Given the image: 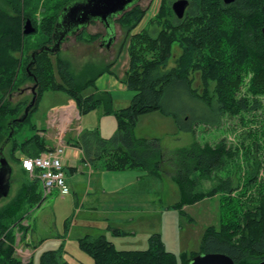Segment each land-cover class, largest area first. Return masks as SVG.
I'll return each instance as SVG.
<instances>
[{"label":"trees","instance_id":"obj_1","mask_svg":"<svg viewBox=\"0 0 264 264\" xmlns=\"http://www.w3.org/2000/svg\"><path fill=\"white\" fill-rule=\"evenodd\" d=\"M70 1L72 0H67L63 6ZM171 2L172 0H162L159 13L140 31L130 36L127 45L129 65L126 82L135 91L132 102L128 107L115 112L118 130L112 138L107 140L91 137L102 146L100 156L104 158L106 168L143 167L151 172H158L163 168L161 164L166 158H163L164 151L159 141L156 138H136L133 129L141 114L154 110L166 112L165 99L179 88L190 99H197L204 104L208 115L203 120L210 123L219 122L227 91L239 87L241 76L245 72L252 74L250 93L264 92V34L261 31L264 22L261 6L264 0H234L228 4L223 0H190L182 18L174 16ZM4 3L10 5L11 2L0 0V148L11 141L12 156L16 149L27 151L26 156H37L45 148V142L34 133L31 114L36 110L44 91H65L76 99L83 111L106 104V111L111 112L108 94L81 95V90L93 83L95 76L104 70L95 66L87 67L76 76L67 63L59 61L57 74L60 81H57L49 58L51 53L40 51L29 68L30 72L26 66L31 54L25 67L19 71L20 66L26 62L21 63L25 36L22 25L30 17L22 15L20 8H14L17 9L14 15L4 7ZM58 14L44 20L48 31L47 42L52 39L49 34L54 30ZM143 15L144 11L132 5L128 11L118 16L117 22L127 28L128 34ZM79 34L83 32L80 31L77 35ZM94 37L96 35L83 39L93 40ZM175 43L180 46L181 53L175 60L176 65L166 68ZM42 44H47L46 40L36 48ZM32 74L37 80L35 103L26 118L19 122L16 118L23 113L27 103L21 100L12 104L9 95L20 82L31 80L34 83ZM234 103L233 101L232 105ZM237 103L241 104V108L245 106L243 98ZM192 112V109H187L184 112L187 117H178L180 122L187 123L190 131L193 130L191 123L196 120L192 119ZM11 129L12 135L8 139ZM20 134L23 137L19 140ZM84 136L86 135L83 134L82 137ZM33 150L34 153H31ZM236 155V149L225 138L213 144L194 141L189 146L174 151L173 157H169L168 161L166 159V172L178 184L181 193L180 200L174 207L181 208L220 192V225L218 228H206L202 244L207 249L206 252L226 253L235 264H258L264 260V194L261 198H251L248 204L237 211L234 206L236 197L233 198L234 195L231 194L239 186L236 171L234 174L226 172L225 177L216 174L218 177L215 187L208 191L198 190L200 181L207 180L212 177L213 172L215 174L222 170L228 160ZM254 162L256 166H251L247 171L250 180L255 179L260 163L256 158ZM235 174L237 180L233 178ZM30 182L0 212V264H29L30 260L23 262L13 255L14 233L10 228L20 225L17 220L23 214L25 203L32 207L44 198L38 180L32 179ZM152 237L146 249H116L102 235L93 238L84 236L80 239V246L93 258L92 264H178L174 254L166 250L157 237ZM198 253L185 255L181 264H188ZM60 258L59 252L46 250L41 253L39 264H70Z\"/></svg>","mask_w":264,"mask_h":264},{"label":"rangeland","instance_id":"obj_2","mask_svg":"<svg viewBox=\"0 0 264 264\" xmlns=\"http://www.w3.org/2000/svg\"><path fill=\"white\" fill-rule=\"evenodd\" d=\"M8 1L11 4L4 3V7L6 6L10 10L9 12L16 15L17 9L14 8H20L21 14L28 15L32 25L34 28L36 27V32L23 36L21 63L26 62L20 66L19 71H21V68L25 67L28 62L31 52L39 43H43L45 40L47 44L51 42H47L48 31L45 28L44 20L50 16L55 17L67 0ZM255 1L258 2V0ZM161 2L162 0H138L133 6L144 11V15L128 34L127 28L117 22V18H119L117 17L114 21V39L109 48L100 44L101 35L105 31V27L100 21L92 22L82 28L83 34H79L81 37L77 35L78 33L66 35L56 51L57 53L49 54L56 80L60 81L57 74L59 61L67 63L70 71L78 76L87 67L95 66L98 69H104L108 63L117 57L112 64V69L118 76L124 74L128 66L127 49L124 46L127 47L131 34L140 31L149 20L159 13ZM90 35H96V37L93 40H85ZM83 37L85 38L83 39ZM123 47L124 49H122ZM118 50L121 51L116 55ZM180 53V46L177 43L173 44L172 56L166 68H172L176 65L175 60ZM241 77L239 87L227 91V98L218 123L215 121L205 122L203 119L208 114L204 110V104L197 99H190L185 91H179V88L173 91V95L165 99L164 108L166 112L154 110L141 114L134 128L136 136L157 137L162 145L169 148H171L170 145L174 144L187 147L194 141L202 144L205 142L213 144L225 138L228 144L236 149L237 155L232 160H228L222 170L216 171L215 174L213 172L212 177L200 181L198 190L208 191L215 187L218 177L215 176L216 174L219 177H225L226 172L234 174L236 171L239 176V186L231 194L234 195L233 198L236 197L234 206L237 211L248 204L251 198H261L264 194V92L250 93L249 85L252 74L249 71ZM32 85L31 80L20 82L9 95L11 103L14 104L21 100L28 103L32 95L30 90ZM87 89L88 86L81 90L82 95H86L90 91V88ZM64 97L65 94L62 91H46L44 93L38 110L32 114V118L38 127H45L43 119L48 108L56 105ZM241 98L244 99L245 103L242 108L239 107L241 104L237 103ZM233 101L235 103L232 105ZM187 109L193 110L192 119H196L192 123L190 121L193 125L192 131L188 130L187 123L178 120V117H187L184 113ZM11 143L9 141L2 146V155L10 163L12 175L8 194L0 197V212L10 205L21 191L25 190L26 183H31V180L18 166L16 158L10 153ZM176 150L178 149L164 151L163 158L168 161V158L173 157V152ZM21 156L24 154L17 152V157ZM255 158L260 163L256 169L255 179L250 180V177H247V171L251 169V166H256ZM235 176L236 174L233 178L237 180V176ZM65 180H67L66 173ZM66 183L70 188L71 184L69 185L67 181ZM134 185V188L130 185L129 192L138 187L140 188L137 193H141L143 189L147 188L150 190V192H145L144 199L145 203L149 201L150 207L145 206L139 214L134 215L133 221L130 219L120 221L117 225L111 223L114 221L103 219L101 206L97 207V211L95 209L92 212L76 211L71 201L74 197L72 188L68 194L62 196L58 189L53 187L51 192L45 196L44 203L40 207H36V205L29 207L25 203L23 214L17 220L20 221V225L10 228L14 233L13 255L23 262L30 260L29 264H39V257L43 251L55 249L61 254V260L68 261L70 264H92L93 258L80 246V239L84 237V233H82L84 230L93 237L96 236L97 232L104 233L105 237L110 239L117 249L124 250L146 249L150 245L152 236L157 237L163 247L174 254L178 264L182 263L185 255L189 256L195 252L204 253L207 251L202 245L206 228L210 226L218 228L220 225L221 209L219 197L216 196L220 192L214 194L215 196H206L194 203L177 208L173 205L179 202L181 193L178 184L171 177H166L160 172L159 174H146ZM148 193L149 195H147ZM78 197L80 203L81 196ZM136 197L137 195L134 196V198ZM109 216L110 214H108ZM119 216L123 215L120 214ZM108 224H111L112 227H119L124 233H117Z\"/></svg>","mask_w":264,"mask_h":264},{"label":"crops","instance_id":"obj_3","mask_svg":"<svg viewBox=\"0 0 264 264\" xmlns=\"http://www.w3.org/2000/svg\"><path fill=\"white\" fill-rule=\"evenodd\" d=\"M92 22L95 21H91L89 24H91ZM82 30L83 29H81L80 31ZM80 31L76 33H80ZM103 35H105V31L104 34L101 35L100 44L103 47L109 48L112 44L110 43L108 46L104 45L102 41ZM124 47L127 49L126 46ZM124 47L122 49H124ZM121 50H118L116 55H118ZM56 53L57 52H55V54ZM127 57V64L129 65L128 50ZM115 59L108 63L107 66H105L103 72L95 76L93 83L88 85V89L90 88V91L86 95H82L81 92L82 96H88L96 93L108 94L112 110L111 112L106 111V104H101L95 109L83 111L79 107L75 98L71 97L65 91H62L65 94V97L60 100L56 105L50 106L48 108L47 114L43 119L45 127L40 128L37 126V123L33 120L32 114L38 110L39 103L42 100L43 95L46 91H61L46 90L41 95L36 110L33 111L31 114V122L34 125V133H36L38 137L45 142V148H42L40 150L39 155L48 154L49 152L55 151L58 147L62 148V152L59 153V156L63 163L64 170L66 169V181L69 183V185L71 184L70 188L73 189L74 197L73 199H71V201L73 202L76 211L92 212L94 209L96 210L97 207L101 206V211L103 212V219L106 221H114L111 223L117 225L120 221H126L129 219L133 221L134 215L139 214L140 211L145 208V206L150 207L149 201L145 203L144 200L145 192H150V190L147 188L143 189L141 193H137L140 188L138 187L133 189L132 192H129L131 187L130 185H132V188H134V184L139 179H142L146 174H159L160 172L166 177L169 176L170 178L171 176L168 172H166L168 169L167 165H165L166 159H163V162L161 164L163 168H161L158 172H151L150 169H146L143 167H125L121 169L106 168L104 165L105 162L103 161L104 158L100 156L102 146L99 145L94 139L93 140L95 142L91 139V137L94 136L95 138L97 136L108 140L116 134V130H118V121L115 112L128 107L131 104L132 98L135 93L134 90L128 87L126 82L128 66L127 69L124 71V74L118 76L115 70L112 69V64L114 63ZM138 120L139 117L137 119V122ZM83 134H85L86 136L82 137ZM134 136L136 138H156L159 141L157 137L146 135L136 136L135 133ZM22 137L23 134H20L18 139L20 140ZM96 144L99 145V147H97ZM159 144L162 147L163 151L169 149L174 150L182 148V146H177V144L170 145L171 148H169L162 145L160 141ZM34 151L35 150L30 152L34 153ZM17 152L23 153L24 156L21 157L24 158L28 157L26 156L27 151L16 149L13 151V155L17 160L18 166L26 174V176L30 180L35 179L31 177L30 174L22 168V158L17 157ZM8 164L10 165L9 162ZM38 183L40 184L42 196L45 198V196L43 195L42 185L39 180ZM79 195L81 196L80 203L78 197ZM136 195L137 197L134 198V196ZM147 195H149V193ZM216 196L219 197V194H216ZM44 198L40 201V203L36 205V207H40L41 205H43ZM77 205H79V208H77ZM108 214H110L109 217ZM120 214L123 216H119ZM127 215H129V217H127ZM108 226H111L110 228H114L116 232L121 231L119 232V234L124 233V231L120 230L117 226L112 227L111 224H108ZM82 233H84L83 236L93 237L86 230H84ZM95 235V237L99 235L105 237V234L101 232H97ZM106 239L111 242L110 239ZM111 243L113 244V242Z\"/></svg>","mask_w":264,"mask_h":264},{"label":"water","instance_id":"obj_4","mask_svg":"<svg viewBox=\"0 0 264 264\" xmlns=\"http://www.w3.org/2000/svg\"><path fill=\"white\" fill-rule=\"evenodd\" d=\"M138 0H72L63 6L58 14L57 20L54 24L52 32V42L49 44H42L40 47L33 49L30 56V61L26 66L27 71L34 63L36 54L40 51H47L55 53L66 35L75 34L82 28L86 27L91 21H100L105 27V35H103V44L108 46L114 39V21L128 8L134 5ZM228 4L234 0H223ZM188 0H174L171 3V9L177 18H182L186 8L188 7ZM264 10V6H263ZM35 31L30 19H26L24 23L23 33L30 34ZM264 34V23L261 28ZM30 72V71H29ZM33 85L30 87L32 97L24 108L23 113L16 118L17 121L22 122L29 110L35 103L37 80L32 74ZM12 135V129L8 135V139ZM11 167L6 158L2 155V147L0 148V197L6 196L10 187ZM188 264H235L234 260L222 252H204L194 255ZM258 264H264L261 260Z\"/></svg>","mask_w":264,"mask_h":264},{"label":"built area","instance_id":"obj_5","mask_svg":"<svg viewBox=\"0 0 264 264\" xmlns=\"http://www.w3.org/2000/svg\"><path fill=\"white\" fill-rule=\"evenodd\" d=\"M62 148L58 147L55 151L38 156H28L21 159L22 168L31 177L40 181L43 195L46 196L52 188H57L62 195L68 194L70 188L65 180V170L60 159L59 153Z\"/></svg>","mask_w":264,"mask_h":264},{"label":"flooded vegetation","instance_id":"obj_6","mask_svg":"<svg viewBox=\"0 0 264 264\" xmlns=\"http://www.w3.org/2000/svg\"><path fill=\"white\" fill-rule=\"evenodd\" d=\"M173 1H174V0H172V2H173ZM188 1H189V4H188V7H189V5H190V0H188ZM172 2H171V3H172ZM223 2H224V1H223ZM263 6H264V3H263L262 6H261L262 9H263ZM188 7L186 8V10H185V12H184V15H185V13H186ZM263 11H264V10H263ZM184 15H183V16H184ZM183 16H182V17H183ZM93 21L96 22L97 20H93ZM263 23H264V22H263ZM262 26H263V25H262ZM261 28H262V27H261Z\"/></svg>","mask_w":264,"mask_h":264},{"label":"bare ground","instance_id":"obj_7","mask_svg":"<svg viewBox=\"0 0 264 264\" xmlns=\"http://www.w3.org/2000/svg\"><path fill=\"white\" fill-rule=\"evenodd\" d=\"M117 131V130H116ZM22 158V157H21Z\"/></svg>","mask_w":264,"mask_h":264}]
</instances>
